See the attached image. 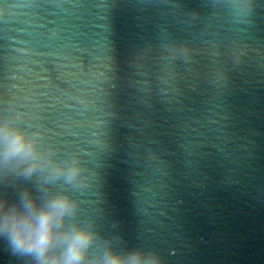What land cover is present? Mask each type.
I'll list each match as a JSON object with an SVG mask.
<instances>
[{
  "label": "water",
  "instance_id": "95a60500",
  "mask_svg": "<svg viewBox=\"0 0 264 264\" xmlns=\"http://www.w3.org/2000/svg\"><path fill=\"white\" fill-rule=\"evenodd\" d=\"M5 125L117 252L264 264V0H0ZM0 264L33 262L0 235Z\"/></svg>",
  "mask_w": 264,
  "mask_h": 264
},
{
  "label": "clouds",
  "instance_id": "9594fccd",
  "mask_svg": "<svg viewBox=\"0 0 264 264\" xmlns=\"http://www.w3.org/2000/svg\"><path fill=\"white\" fill-rule=\"evenodd\" d=\"M0 145V170L5 175H40V199L27 188L15 201L0 197V235L12 254L30 258L33 264H159L158 258H145L140 250L117 252L91 223L77 219L78 203L70 194L52 190L51 182L61 176L66 182L76 179L78 165H54L27 133L7 125L0 127Z\"/></svg>",
  "mask_w": 264,
  "mask_h": 264
}]
</instances>
